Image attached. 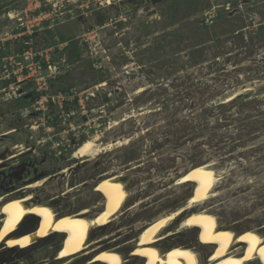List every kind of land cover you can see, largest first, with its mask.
<instances>
[{"label": "rangeland", "instance_id": "374dc122", "mask_svg": "<svg viewBox=\"0 0 264 264\" xmlns=\"http://www.w3.org/2000/svg\"><path fill=\"white\" fill-rule=\"evenodd\" d=\"M36 1L44 15L26 55L17 35L28 0H0V196L36 178L31 193L56 197V211L94 214L108 200L97 184L118 176L130 193L121 215L66 264L111 248L146 264L133 249L141 229L183 207L195 188L177 179L208 163L219 180L203 207L235 233L264 236V0H32V10ZM232 95L242 98L225 103ZM95 137L97 156L73 157ZM60 235L4 245L0 264H59ZM197 236L160 248L185 239L207 264Z\"/></svg>", "mask_w": 264, "mask_h": 264}, {"label": "bare ground", "instance_id": "6f19581e", "mask_svg": "<svg viewBox=\"0 0 264 264\" xmlns=\"http://www.w3.org/2000/svg\"><path fill=\"white\" fill-rule=\"evenodd\" d=\"M234 98L235 95H232L225 101ZM96 140L95 137L84 141L74 150L73 157L93 159L101 152ZM212 168L208 163L198 165L181 175L175 185L189 184L195 188L187 203L159 216L141 229L133 249L146 264H202L200 253L196 250L200 247L185 243V239L166 250L160 248L162 241L188 231H197V239L210 249L207 264H264V236L256 227L235 233L230 227L220 225L209 208L203 207L207 200L216 196L213 189L219 177ZM44 181L30 183L24 191L0 196V248L4 245L27 248L44 238L61 233L64 241L55 259L62 261L59 264L71 262L74 257L97 243L90 241L92 232L97 226L108 225L120 216L130 194L120 177H103L95 189L108 196L103 209L94 214L87 209L74 213L58 212L51 203L56 197L37 198L31 193L43 185ZM31 221L34 223L31 224ZM176 221H179L177 231L164 232ZM117 249H102L85 264H125L127 261L123 260ZM85 255L90 253L86 252Z\"/></svg>", "mask_w": 264, "mask_h": 264}, {"label": "built area", "instance_id": "2783aa9c", "mask_svg": "<svg viewBox=\"0 0 264 264\" xmlns=\"http://www.w3.org/2000/svg\"><path fill=\"white\" fill-rule=\"evenodd\" d=\"M31 1L28 0L27 8H25L21 13L23 14L24 22L20 24L21 27H24V30L21 34L17 35V37L22 38V45L27 47V50L24 52L26 55H32V44H33V37L35 30H33L34 26L32 23H35L37 20H42L41 16L44 15L43 12H39L38 9L40 8L39 3L36 1L34 5V9H31ZM35 10L38 11L35 13ZM26 69L28 70L30 75H35L37 72L41 71V65L37 62H32L29 64Z\"/></svg>", "mask_w": 264, "mask_h": 264}, {"label": "trees", "instance_id": "16d2710c", "mask_svg": "<svg viewBox=\"0 0 264 264\" xmlns=\"http://www.w3.org/2000/svg\"><path fill=\"white\" fill-rule=\"evenodd\" d=\"M26 50H27V47H25V46L22 45L21 48H20V50H19V52L24 53ZM75 54H76V56H79L77 50H76ZM38 96H39V95L36 94V97H38ZM237 98H242V95H239V96H237L236 98L230 100L229 102H225V103H230V104H232ZM35 180H36V178H33V179L31 180V182H32V181H35ZM57 251H58V250H57Z\"/></svg>", "mask_w": 264, "mask_h": 264}, {"label": "flooded vegetation", "instance_id": "af4514ba", "mask_svg": "<svg viewBox=\"0 0 264 264\" xmlns=\"http://www.w3.org/2000/svg\"><path fill=\"white\" fill-rule=\"evenodd\" d=\"M145 2L147 3L148 1L146 0ZM29 182H30V183H33L34 181L31 182V180H30ZM0 188H1L2 190H4L6 187H4L3 184H1V185H0ZM58 236H59V235H58Z\"/></svg>", "mask_w": 264, "mask_h": 264}, {"label": "water", "instance_id": "95a60500", "mask_svg": "<svg viewBox=\"0 0 264 264\" xmlns=\"http://www.w3.org/2000/svg\"><path fill=\"white\" fill-rule=\"evenodd\" d=\"M60 237H63L62 235H60ZM62 239V238H61Z\"/></svg>", "mask_w": 264, "mask_h": 264}]
</instances>
